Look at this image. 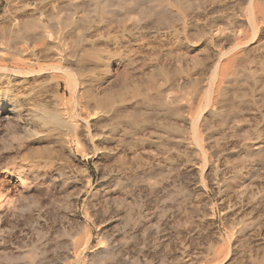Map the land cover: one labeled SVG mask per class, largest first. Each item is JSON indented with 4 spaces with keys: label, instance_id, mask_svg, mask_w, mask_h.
<instances>
[{
    "label": "bare ground",
    "instance_id": "bare-ground-1",
    "mask_svg": "<svg viewBox=\"0 0 264 264\" xmlns=\"http://www.w3.org/2000/svg\"><path fill=\"white\" fill-rule=\"evenodd\" d=\"M102 1L104 4L109 3L108 5L111 7L114 6V8L110 10V14L116 17H118L117 15L123 14L122 16L127 19L129 18V22L131 23V25H129L127 21L126 24H124V26L121 28V35L118 36L116 34L113 38H110L111 30L109 28L103 29L100 34L104 35L102 37H105L104 41H102V44L105 46L112 44L117 48H123V50H121L123 52V56L121 57L129 59L131 62L132 60L135 61L134 56L136 57L137 51L135 48L133 49L132 41L134 39L132 40L130 35L136 28H148L142 23L148 20V17L154 10L151 11L150 8H148L145 0H128L127 2L125 1L126 3L124 1L121 2L120 0H105L106 2L104 0ZM161 1L162 0H160V2ZM236 1L237 0H173V3L180 2V4L178 3L179 7L182 5L181 7L183 9L182 13L184 17H198V15L202 14L215 17L213 20H211V22L208 23V25L212 29L211 33L214 36V40L219 43L218 45H220V48L216 51H213L214 48H212V51L210 49L211 53L209 51L207 55L210 54L209 56L212 58V61L210 59L208 60L211 61L212 64L210 63L211 65L208 68H203L205 65L203 60H205V58L207 59L208 56H200L201 58L198 56V58L195 59V63L193 62L195 66L203 62L204 65L201 64L203 66L202 70L206 71L205 73L203 72L204 74H202V78L196 79L195 81H193L194 79L192 80L191 77L190 79L188 74H185L186 76H182L181 73L184 70L182 71L180 67L179 69L176 68V72L174 71L175 74L173 73L174 75L172 74L173 69L170 68L172 72L170 70L169 72H171L173 76L171 75L168 79H159V81L155 79L151 80V78H149V81L147 82H145L146 80H143L144 82L142 81V85H137L135 82L134 83L136 85L132 84L130 83L131 80H129V82H118L117 84L116 82L112 81H104V79H101L103 81L100 79L92 80L93 77L91 75L97 68L96 62L91 61L82 54V52L86 51V49H84L82 52L79 50H82L80 49L82 44L84 45L89 43L91 44V49L93 51L97 50V44L94 43L96 40H91L90 37L92 36H88L84 32H74L72 28L74 21H72L70 17H66L65 19L60 17H36L26 19L13 18L6 21L7 29L3 32H0V39L5 40L7 44V48L5 50L0 49V77H7L8 80H10L11 78H19L21 76L30 77L48 74V76L54 80V83L57 87L62 86V81L66 83V87L71 92L70 97L72 100V106L68 105L67 96L66 93H64L60 99V104L55 108H49L46 106L47 104L45 105L41 103V113H28L27 118L23 120L22 125H18L19 127H17V133H19V136L14 137L15 139L17 137L16 140H18L17 144H19V149L26 147L37 148L44 144L48 148V150L45 151H48L52 157L61 161L65 159V157L67 159L73 158L75 156L74 148L78 152H83L86 157H90V154H93L95 150L104 151L101 154L102 158L100 157L99 159L100 162L98 161V164L102 169V175L97 187H95L96 189L92 192L89 199V203L92 204L96 216L94 225L97 229V247H95L94 250L88 251V247L93 241L94 234L92 229L86 227L84 228V233L80 239V244H76L72 252L69 250L64 251L60 264H129V259L123 258V255H120L122 252L117 250V238L113 234V228L118 226L113 225L115 223L114 220L120 214H122L121 218L124 223L132 221L135 223L138 222L141 223V227L146 230H149L150 227H156L157 230L155 233H158V235L163 230H167L165 228L175 231L177 226L174 223L175 221L172 220L170 216L167 217L164 222H162V219L159 220L158 217V219H152L147 223L142 219V215L146 214L145 210L142 211L141 209L140 212H142L140 217L138 216L139 218H135L136 221L133 220V211L135 208L139 207V204L142 205L141 199L143 196L141 194V203L136 199V202L130 203L125 196L126 194H116L113 191H110V188L114 186H116L117 189L125 187L120 178L122 173L121 168H117V166L112 165L110 162V158L113 157V155H118L116 154V149L118 148V151L121 150V159L123 164H125L126 159L139 162L141 160L140 154L146 151V145H142L144 144L142 142L147 140L146 136L151 130H153L151 131V134L158 138L155 140H158V145L160 143L159 146L164 150V155L165 153L174 150L178 156L179 154L183 156L187 147H195V154L192 164L196 166L197 173L194 175V182L181 183L180 185L175 184L176 181L180 180L183 174L178 172L180 171V166L182 165L180 163L183 162L181 159H177L176 164L169 163L170 157H168L167 154L162 158L161 156L163 155L160 153H155L153 158H148L144 162L146 171L151 172V174H156V172H159L160 174L162 173L165 176H168V178L172 179H166L167 182L173 181V183L177 185L167 191V193L165 192L163 196L160 197L170 200L172 203L171 206H166L164 209L161 208V210L164 211L163 213L172 210L171 216L174 217L185 209V219H189L191 221L201 220L207 215H211L212 217L214 210H211L210 206H208L209 201L202 200L201 203L198 201L200 198L198 197L197 199V196L202 195L203 191L205 190H211L218 195L224 193L226 195L224 200L228 203H232L233 205H235L237 201H241L240 198L245 194V199H250L252 202L250 203V206H252L254 210L257 207H264V186L261 182H254L259 172L264 169V138L262 139L261 133L252 136V133L248 131L249 129L247 131L245 130V154L239 149L230 150V156L236 154L241 155L242 153L245 155V177L243 178V181L240 183L233 181L235 177H237L236 175H232L230 178L226 177V179L222 180L223 178L221 177V174L218 170L219 166L217 167V162L222 155V150L220 149L219 145L220 138L225 139V136H235L242 122H245L246 124L247 122L252 121L250 120V116L247 117V113L250 112H252L251 114L253 115L252 129H258L261 125V122L259 121L260 119L257 118L258 114L256 115V113H253V110L255 109L259 112L264 110L263 99H256L258 97H255L254 94L250 95L254 97H252L250 101L249 98L248 100L246 98L248 90L252 89L251 91H253L254 89H263V87L261 89L259 86H261L260 84L264 81V0H245V7L243 8L244 11L241 12L239 10L230 9L235 5ZM86 2H88V0H80V3L82 4H86ZM170 3L168 4L170 5ZM206 3L207 5L209 4V7L207 8L203 6L206 5ZM226 7H230V12L225 10ZM223 9L226 11L225 13L223 12ZM166 16L169 15H165L164 13L160 12L156 16V21L160 24L168 26L171 22L167 20ZM179 16L181 17V15ZM238 17H243L244 21H240L241 18L239 19ZM125 18L118 19L119 23ZM182 25L184 29L187 28V19L184 20ZM69 37L72 40L70 47L68 46ZM98 41H101V39ZM140 52L139 54L141 55ZM244 54V63L247 66L251 63H257L258 66L256 65L257 68L253 69V71H248V78L245 77V80L251 79L252 81L248 83L246 92L244 93V90L243 92L236 90L233 94L236 96V98H239L238 101L236 100L237 102L226 103L230 97L228 95L231 94V91L229 92L227 90L229 86L228 83H230L228 79L232 73H230V69L236 62L243 59ZM103 57L107 58L106 55ZM104 61L102 60L103 63ZM142 61L145 65L146 60L142 59ZM107 62L108 60L106 59L103 68L104 70L108 68ZM200 70L198 69V71ZM90 76L92 77L91 79ZM204 80L206 81L204 82ZM229 80L231 81L232 78ZM236 80L234 79L233 82ZM233 84H235L234 86L238 87L240 82L236 81V83ZM199 85L200 87L204 85L206 88L204 90L205 99L203 102H199L202 99L199 100L196 98L198 103L195 104L196 101L193 102L195 100L193 95L194 92L197 91V88L200 89V87H198ZM150 91H154L155 93H149ZM7 93L8 91H5V96ZM142 94L147 97L143 99L141 104L135 103V101H133L134 98ZM5 96L4 100H0V118L1 114L5 112L6 117L9 119L12 110L8 108V105H11L13 109L15 107L14 98L16 97L7 95L8 98H5ZM7 102L10 103L6 105ZM73 104H75V106ZM4 118L5 117H3V119ZM214 123H216V125L220 128L218 129L220 134H218L221 136L218 135V138L214 136L216 137V147L214 146L215 148L212 149L205 146V131H207V129L210 130ZM11 124L12 122H9L7 126L9 125L11 128V126H13ZM12 133L16 132L12 131ZM110 144H114V146L111 147ZM190 152L188 153L190 154ZM189 154L186 153V155ZM5 158L6 156L0 157V169L7 167L5 164V166L2 165V162ZM15 166L14 169H16ZM182 169L184 170V168ZM58 170L57 172H42L36 167H28L25 170L24 166H19L18 173L24 179L21 181L23 185V191H21L17 197H13L11 191L4 190L5 188L0 184V209L2 210V215L8 219L6 226L9 233L15 227H24L28 225L29 222L31 223L32 219H37V217H35L36 215L34 216L35 218H32L31 214L26 215L25 213L24 215L22 214L24 216L23 221L21 223L17 222L16 216L19 210L23 213L27 212L26 208L30 206L29 203H33V205L36 206H43L45 202L50 204L51 200L56 201L54 199L55 197L57 198L56 192L58 187H60V184L63 185V183H67L66 180L69 177L62 169ZM85 178L87 187H90L92 184L90 178L87 175H85ZM27 180H30V182H27ZM69 184L70 183H68V185ZM42 190L46 193L45 195L48 196L46 199L39 198V192H42ZM75 191H81V188L77 187L76 185ZM193 197L197 200L194 201ZM77 199L78 197H75L71 202L75 204ZM186 203L190 205L186 207ZM245 204H247V202H245ZM124 206L127 208H124L125 211L122 212L121 209ZM24 209L25 211H22ZM32 210L33 208L30 211ZM256 213L257 211L255 214ZM48 214L50 215V213ZM255 214L252 212L251 215L245 216V222L243 221L244 223L241 222L240 227L243 229L241 231L245 230V240L255 237L258 232L264 233V214ZM231 225L230 227H232ZM236 225H240V223L238 222ZM234 229H236V227ZM63 233H66V231ZM176 234L178 235V233ZM168 235L166 234V236ZM164 236L165 235L162 237L163 239ZM173 236L175 235L173 234ZM231 238L229 237V240ZM228 248L225 249L218 247V254L217 256L213 255V257L215 256L216 258L221 259L209 264H232L231 261L235 260L236 258H234L233 254H230L231 249L229 250ZM186 255L191 256L188 253ZM252 256L253 255L251 254V257ZM258 256L259 258L256 257L258 258L256 260L251 259V257L247 259L246 256L245 263L264 264V250ZM34 257V251L32 253H27L26 255H16L12 252H8V250L0 252V260H7L10 264H16V261L19 258H27L31 260L32 258L34 259ZM185 258L180 260L181 264H194L191 257H188L187 259ZM175 259L176 258H173L169 262L161 260L158 262V264H173V260ZM31 261L33 262V260Z\"/></svg>",
    "mask_w": 264,
    "mask_h": 264
},
{
    "label": "rangeland",
    "instance_id": "rangeland-1",
    "mask_svg": "<svg viewBox=\"0 0 264 264\" xmlns=\"http://www.w3.org/2000/svg\"><path fill=\"white\" fill-rule=\"evenodd\" d=\"M120 1L127 2L128 0H120ZM166 2L168 3L171 2V3L169 5ZM145 3L148 6V8H150L151 11L153 10L154 11L148 17V20L146 19L147 21L142 23V24H145L148 28H145V29L136 28L134 32L131 33L130 35L132 40L134 39L132 41L133 49L135 48V50L137 51L136 57L134 56L135 61L132 60V62L129 59L121 57L123 56L122 55L123 52L121 51L123 50V48L121 49L117 48L116 46L112 44L108 46H105L102 44V41H104L105 39V37H102L104 35H100L103 29L109 28L111 30L110 38H113L116 34L118 36L121 35V28L122 26H124V24H126L127 21H128V24L131 25V23L129 22V18L128 19L125 18L124 16H122L123 14L117 15L118 17L110 14L111 13L110 10H112L114 6L113 7L109 6L108 5L109 3L104 4L102 0H88L86 4L80 3V0H0V32H3L7 29L6 21L8 19H13V18H25L26 19V18H36V17H60V18L65 19L66 17L67 18L70 17V19L74 21V24H72V28L74 32H84L86 35L92 36L90 37L91 40H96L94 43L97 44L96 46L97 50L93 51L91 49L90 43L84 44V45L82 44V46L80 47V49L82 50H79L80 52H82L84 49H86V51L82 52V54L85 55V57H87L91 61L96 62L97 68L95 69L94 73L91 75L93 78L90 76V79L92 78V80L104 79V81L105 80L107 82L112 81V82H116V84L118 82L119 83L125 82V81L129 82V80H131L130 83L132 84L136 83L137 85L139 84L142 85V83L144 82L143 80H146L145 82H147L149 81V78H151V80H154V79L155 80H159V79L165 80V78L168 79L173 73L175 74L176 68L179 69V67L182 69V71L183 70L185 71V73L184 71L182 72L184 75L181 73L182 76H186L188 74L189 78L191 77L192 80L194 79L193 81H195L196 79L202 78V74L206 72L205 70L203 71L202 69L208 68L212 64L211 62L212 58L209 56L210 54L209 55L207 54L209 53L210 49L212 51V48H214L213 51H216L220 48L219 47L220 45H218L219 43L216 40H214V36L211 33L212 29L208 25V23L211 22V20H213L215 17H210L211 15H203V14H202L203 16L198 15V17H188V18L184 17L182 13L183 12V9L181 7L182 5H180L181 7L180 8L178 6L180 2H178L179 4L173 3V0H168V1L162 0L161 2L160 0L158 1L145 0ZM206 5H203V6L206 8L209 7L208 6L209 4L207 6ZM244 7H245V0H240V1L237 0L235 5L229 8L231 10L232 9L239 10L241 12V11H244L243 10ZM229 8L226 7L225 10L227 12L228 11L230 12ZM225 10L223 9L224 13L226 12ZM158 12L164 13L165 15L166 14L169 15V16H166L167 20L171 22L169 23L168 26L160 24L156 21V18H157L156 16L159 14ZM178 14L181 15V17ZM239 16H242V15H239ZM120 18H125V19L123 21H120L119 23L118 19ZM238 18L239 19L241 18L240 21H244L243 17H238ZM186 19H187L188 26L187 28L184 29L182 24L184 20ZM70 37L68 41L69 47L71 46V43H72V40ZM100 39L101 41H98ZM20 44H23V43H20ZM6 45L7 44L5 40L0 39V49L5 50L7 48ZM105 50H108V51H105ZM139 52L141 53V55L139 54ZM244 53H245V49H244ZM105 55L107 58L103 57ZM198 56L199 57L208 56L207 59L205 58V60H203L206 67L203 62L201 64L204 65V67L201 64H197L195 66L194 64L195 59L198 58ZM243 56H244L243 59L241 61L236 62L234 66H232L230 69V73L231 72L232 73L230 74L231 76H229V79L232 78V80L230 81L228 79L230 83L227 82L229 84L227 90L229 92L231 91L230 92L231 94L228 95L230 97L228 98L226 103H232V102L238 101L239 98H236V96L233 94L236 90H239L242 92L244 90V93L246 92L248 83L252 81L251 79L245 80V77L248 78L247 77L248 71L250 70L253 71V69H256L258 66L257 63L255 64L251 63L247 66L244 63L245 54ZM106 59L108 60L107 62L108 68L104 70L103 68H104ZM142 59L146 60L145 65L143 64ZM208 59H210L211 61H209ZM102 60L103 61L105 60L104 63L102 62ZM198 65L199 66L201 65V66L199 67ZM170 68L173 69V72L172 70H170ZM198 69L199 70L201 69V70L198 71ZM169 70L172 72V74L171 72H169ZM156 72L159 75H157ZM149 75L153 77H150ZM162 76L163 77L165 76V77L163 78ZM234 79L235 80L237 79L236 81L240 82L238 87L234 86L235 84L233 83H236V81L233 82ZM205 81L206 80H204V82ZM260 85L261 86H259V88L262 89L263 87L264 89V81ZM240 86L243 88H241ZM198 87H200V85ZM201 87H204V85H202ZM201 87L200 89L197 88V91L194 92L193 98L195 100L193 102L196 101L195 104L198 103L197 99L199 100L202 99L199 102H203L205 99L204 90L206 88L205 87L201 88ZM263 89L262 90L254 89L253 91H251L252 89L248 90L249 92L247 91L248 94L246 96L247 100L249 98V101H250L251 98L253 97L250 95H253V94L255 97H258L256 99L261 98L264 100ZM5 91H8L7 93L8 96H14L16 98H14L15 107L13 109L11 105H8V103L10 102H7L6 104L8 105V108L12 110L9 116V119L6 117L5 112L1 114V118H0V157L6 156V158L2 162L3 163L2 165L3 166L6 165L8 167V168L6 167V168L0 169V184L5 188L4 190L11 191L13 197H17L19 193L23 191V185L21 181L24 178H22L20 174L18 173L19 166H24L25 170L28 167H36L38 170L42 172H45V171L57 172L58 169H62L63 171H65V173H67L69 177L66 180L67 183H65L67 185L63 183V185L60 184V187H58V190L56 192L57 198L55 197L54 199L56 201L51 200L50 204L49 203L47 204V202H45V204L43 205L44 207L36 206V205H33V203L32 204L29 203L30 206L26 208L27 212L23 213L19 210L16 216L17 222L19 223L23 221V217H24L23 215L25 213L26 215L31 214L32 218L37 217V219L36 218L34 220L32 219L31 223L29 222L30 225L28 224L24 227L23 226L15 227L9 233L7 226H6L8 219L4 217V215H2L3 213H2V210L0 209V252L8 250V252H12L16 255H20V254L26 255L27 253H30V252L32 253L34 251L35 257L34 259L33 258L31 259L33 260V262L27 258H19L16 261V264H32V263L33 264H46V263L47 264H60L62 260L61 257L63 255V252L66 250H69L72 252L75 248V245L80 244V239L82 238V235L84 233V228L86 227H89L90 229H92V232L94 234L93 241L91 245L88 247V251L94 250L95 247H97V242H98V238L96 236L97 229H96V226L94 225L96 216H95V212L93 210L92 204L89 203V199H90L92 192L96 189L95 187H97L100 177L102 175V169L98 163L100 162L99 159L101 157L102 152L104 151L95 150L93 154H90V157H86L83 152L82 153L78 152L74 148L75 156L73 158H68V159L65 157V159L61 161V160H57L54 157H52V155L49 154L48 151H45V150H48V148L44 144L37 148H31V147L27 148L26 147V148L19 149V144H17L18 140H16L17 137L19 136V133H17L18 132L17 127L22 125L23 120L27 118L28 113L30 112L31 113L32 112L41 113V110H40L41 103L45 105L47 104L46 106H48L49 108H55L57 105L60 104L59 102H60L61 97L64 95V93H66L67 102H68L67 104L72 106L70 90L66 87V83L64 81H62L61 87H57L54 83V80H52V78L48 76V74L47 75L45 74V75L30 76V77L21 76L19 78H11L10 80H8L7 77L2 76L0 77V100L1 101L4 100ZM255 91L257 94L255 93ZM149 93H155V92L150 91ZM7 95L5 96V98H8ZM144 96H145L144 94L136 96L133 101H135V103L141 104V102H143V99L147 97V96L145 97ZM43 102H46V103H43ZM73 105L75 106V104ZM251 113L252 112L247 113L248 116L247 114L246 116L247 117L250 116L252 118L253 115ZM253 113H256V115L258 114L257 118H259L260 120L259 119L258 120L261 122L260 123L261 125L258 128L260 130L252 129L253 128V125H252L253 118L252 119L250 118V120L252 121L247 122L248 124L247 123L245 124V122H242L239 128L240 131L238 130L235 136L233 137L225 136V139L219 137L220 141L219 140L218 141H219L220 149L222 150V155L217 162L218 163L217 167L219 166L218 170L221 174V177L223 178L222 180L226 179V177L230 178L232 177V175L237 176L233 180V181H236L237 183H240L241 181L244 180L243 178L245 177V158H244L245 156L244 155L245 154L244 152L245 151V135H244L245 130L247 131L249 129L248 131L252 133V136H255L256 134L261 133L262 139L264 138V134H263L264 133V130H263L264 110L259 112L254 109ZM2 116L5 118L3 119ZM9 122L10 123L12 122L11 125L13 126H11V128L9 127V125L7 126ZM216 126H217L216 123H214L213 127L210 128L211 131L207 129V131H205L206 134L204 133L205 138H206L205 146L207 148L213 149L216 147L215 138L216 137L218 138V135L220 134L218 130L220 128ZM214 129H215V132H214ZM12 131L16 133H12ZM151 131L146 136L147 140H145V142H142L144 144L140 142L142 145H146L145 146L146 151L140 154L141 160L139 162L126 159L125 164H123L122 163L123 161L121 159V156H122L121 150L118 151V148L116 149V152H117L116 154L118 155L117 156L113 155V157L110 158L111 161L110 160L109 161L111 162L112 165L117 166V168H121L122 173H121L120 178L122 182L124 183L125 187L117 189V187L114 186L110 188V191H113L116 194L118 193L123 194V195L126 194L125 196L128 202L130 203L136 202V200L140 202V197L142 198L143 196L142 198L143 200L141 199L142 205L139 204V207L135 208V210L133 211L134 221H136V219L140 217L141 212L145 210L146 214L142 215V219L144 222L148 223L152 219L154 220H156V218L158 219V217H159V220L162 219V222H164L165 219L170 216L172 220L175 221L174 223L176 224L178 230L177 228L175 229V231L169 228H165L168 231L163 230L158 235V233H155V231L157 230L156 227H150L149 230H146L142 228L141 227L142 224L138 222L135 223L132 221L133 224L132 222L124 223L121 218L122 214H120L119 215L120 217L118 216L115 218L114 220L115 223L113 224V225H118L115 227L116 229L113 228V234L117 238L116 248L118 251L122 252L120 253V255H123V258L125 259L126 258L129 259V262H130L129 264H136V263L146 264V262L147 264H150V262L151 264L153 263L158 264V262H160L161 260L169 262L173 258H176L175 260H173V264H177V263L181 264L180 260H182L185 257L187 258L191 257L193 259L194 264L195 263L196 264H209V263H214L218 261L219 259H221V258L218 259L215 257L217 256L218 254L217 252L219 251L218 247L225 248V249L229 247L228 249L229 250L231 249L230 254H233L234 258H236L235 260L231 261L232 264H246L245 257L247 256V259H249L251 257V254L253 255L251 259H255V260L258 259L259 258L258 255L262 253V251L264 250V246H263L264 245V233L258 232L255 235V237L249 240H245V230L241 231L243 229H241L240 226H241V222L242 223L245 222V216L251 215L252 212H254L255 214V212L257 211L255 215H258L259 213L264 214V207L263 208L257 207L254 210L252 206H250V203H252L250 199H245V194L242 195V197L240 198L241 201H237V203L233 205L232 203H228L227 201L224 200L226 196L224 193L221 195H218L217 193L211 190L203 191L204 195L202 194L200 196H197V199L199 197L200 199H198V201H200L201 203H202V200H208L209 201L208 206H210L211 210L212 209L214 210V214L212 217L211 215L210 216L207 215L206 217L202 218L201 220H197V221H191L189 219H185V215H184L185 209L184 208H183L184 210L182 209L183 211H181L179 214L175 215L174 217L171 216L172 210L163 213L164 211L161 210V208L164 209V207L166 206H171L172 203L170 202V200H166L165 198L163 199L160 197L163 196L165 192L167 193V191H169L170 189H172L173 187L177 185H180L181 183L194 182V175H196L197 173L196 166L192 164V161L194 159V154H195V147L190 146L191 149L190 147H187L188 149L187 148L185 149V153H184L185 155L183 154V156L181 154H179L178 156V154L174 150L165 153V155L167 154L168 157H170L169 163L176 164L177 159L179 160L181 159L183 161L182 163H180L182 165L180 166L181 168L180 171H178L179 173L181 172V174L183 173L182 174L183 177L181 176L180 180L175 182V184H177L175 185L173 181L167 182L166 179H169V180H172V179L168 178V176H165L162 173L160 174L159 172H156V174L153 173L154 174L153 176L151 172L146 171L144 162L148 158L149 159L153 158L155 156V153H160L161 155H163L161 156L162 158L165 156L163 154L164 150L159 146L160 143L158 145V140H155L158 138H156L155 135H152ZM15 136H17L16 139L14 138ZM209 137H212V138H209ZM110 146L113 147L114 144H110ZM189 149L191 150V152ZM232 149H235V150L239 149L244 154L243 153H242L243 155L241 154L242 157L240 154L230 156L229 155L231 153L230 150ZM188 152H190V154ZM186 153L189 155H186ZM14 166L16 167V169H14ZM174 167H178V166H174ZM182 168H184V170ZM260 172H259L260 175L259 174L257 175L256 177L257 180L255 179L254 182L256 181L261 182L264 186V183H263L264 182V169H262ZM157 174L161 176H158ZM85 175H87L91 180L92 184L90 187H87ZM27 182H30V180H27ZM68 183L70 184L68 185ZM76 185L77 187L81 188V191H75ZM151 190H154V191H151ZM45 194L46 193L43 190L42 192L40 191L39 198L46 199L48 196ZM75 197H78V199L76 203L73 204L71 201ZM197 199L194 198V201ZM245 202H247V204H245ZM163 203L165 204V206ZM188 205L190 204L186 203L185 206L188 207ZM38 207H40L41 209ZM30 208L31 209L33 208V210L30 211L31 210ZM124 208L125 206L121 209L122 212L125 211L127 207L125 209ZM159 208L161 211L159 210ZM141 209L142 211L140 212ZM22 211H25V209ZM48 213H50V215L52 216H50ZM162 214H163V217H162ZM238 222L240 223V225H236ZM230 225L232 227H230ZM235 227L236 229H234ZM64 231H66V233H63ZM124 233H126L127 235ZM131 233H133L134 235ZM176 233H178V235ZM166 234L168 236H166ZM173 234L175 236H173ZM163 235H165L164 239L162 238ZM229 237L230 238L232 237V238L229 240ZM3 241L4 242L6 241V242L4 243ZM166 241L169 245L166 243ZM187 253L190 254L191 256H187L186 255ZM213 255L215 256L213 257ZM178 257H179V260H178ZM211 260H214V261H211ZM0 261H1L0 264H10L7 260H4V259Z\"/></svg>",
    "mask_w": 264,
    "mask_h": 264
}]
</instances>
